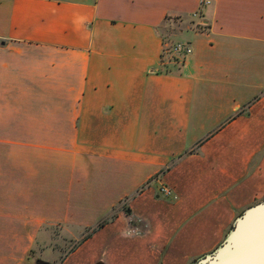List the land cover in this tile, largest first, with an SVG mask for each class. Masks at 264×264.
Instances as JSON below:
<instances>
[{"label":"crops","instance_id":"crops-1","mask_svg":"<svg viewBox=\"0 0 264 264\" xmlns=\"http://www.w3.org/2000/svg\"><path fill=\"white\" fill-rule=\"evenodd\" d=\"M262 199L264 0H0V264H192Z\"/></svg>","mask_w":264,"mask_h":264},{"label":"water","instance_id":"water-1","mask_svg":"<svg viewBox=\"0 0 264 264\" xmlns=\"http://www.w3.org/2000/svg\"><path fill=\"white\" fill-rule=\"evenodd\" d=\"M192 264H264V199L248 206L225 239Z\"/></svg>","mask_w":264,"mask_h":264},{"label":"rangeland","instance_id":"rangeland-1","mask_svg":"<svg viewBox=\"0 0 264 264\" xmlns=\"http://www.w3.org/2000/svg\"><path fill=\"white\" fill-rule=\"evenodd\" d=\"M171 54H173V53L171 52ZM51 229L56 235L55 238L50 240V243L52 245L53 244L62 245V246H64V251H65V250L71 248L76 243L74 239H67L69 231L64 230L63 225H61V224H53L51 226ZM35 249L36 250L33 251V254H35V256H37L38 253L35 252L38 249L37 246H36ZM43 255H44V257H48L49 259H51L54 256V253H52V251H50V250H46V252H44ZM45 262H46L45 259L38 258L37 261H36V264H44Z\"/></svg>","mask_w":264,"mask_h":264},{"label":"built area","instance_id":"built-area-1","mask_svg":"<svg viewBox=\"0 0 264 264\" xmlns=\"http://www.w3.org/2000/svg\"><path fill=\"white\" fill-rule=\"evenodd\" d=\"M210 1L211 0H202V3H208ZM169 48L172 51L176 52L178 57H181L182 59H185L187 55L192 52V45L189 41L186 40L175 41ZM160 189L165 195H173L174 197L177 196L174 188L166 183H163Z\"/></svg>","mask_w":264,"mask_h":264},{"label":"clouds","instance_id":"clouds-1","mask_svg":"<svg viewBox=\"0 0 264 264\" xmlns=\"http://www.w3.org/2000/svg\"><path fill=\"white\" fill-rule=\"evenodd\" d=\"M121 235H123V236H126V237H127L129 234L125 232V233H121Z\"/></svg>","mask_w":264,"mask_h":264}]
</instances>
